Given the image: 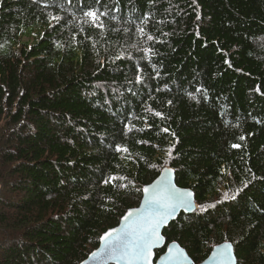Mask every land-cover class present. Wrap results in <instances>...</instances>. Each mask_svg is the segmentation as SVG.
<instances>
[{"label": "trees", "instance_id": "16d2710c", "mask_svg": "<svg viewBox=\"0 0 264 264\" xmlns=\"http://www.w3.org/2000/svg\"><path fill=\"white\" fill-rule=\"evenodd\" d=\"M165 167V248L264 264V0H0V264L82 263Z\"/></svg>", "mask_w": 264, "mask_h": 264}, {"label": "water", "instance_id": "95a60500", "mask_svg": "<svg viewBox=\"0 0 264 264\" xmlns=\"http://www.w3.org/2000/svg\"><path fill=\"white\" fill-rule=\"evenodd\" d=\"M149 189L147 194L144 189ZM1 189V187H0ZM175 192H190L192 195L184 204L177 203L170 215H167L162 220L155 214L159 211L160 206L157 204H149V198L152 196L164 197L170 195L172 191ZM197 209L194 200V195L191 190L182 189L175 184V172L171 168H164L158 177L149 185L142 189V198L137 207L128 210L120 219L118 225L106 231L99 240V246L94 250L86 260L80 264H194L188 257L186 251L182 249L177 243H171L165 248V239L162 236V231L171 222L175 221L178 216L183 213L185 215L192 214ZM131 212L133 215L127 220L125 217ZM152 216L153 220H157V238L153 239V247L151 249V256L148 260L135 259L128 260L120 254V249L116 248L117 237L120 236L122 240L127 243L131 237H124V233L130 230L131 226H135V222L143 220L144 217ZM113 233L107 240L102 239L107 233ZM116 249L115 252L113 249ZM165 248L163 254L156 258V252ZM182 254V255H181ZM200 264H237L233 251V246L230 243H223L212 248L208 257Z\"/></svg>", "mask_w": 264, "mask_h": 264}, {"label": "snow or ice", "instance_id": "6c2138e0", "mask_svg": "<svg viewBox=\"0 0 264 264\" xmlns=\"http://www.w3.org/2000/svg\"><path fill=\"white\" fill-rule=\"evenodd\" d=\"M87 17H89L93 22L96 20V13L93 11H88L85 13ZM140 31H143L142 29ZM152 39V37H149ZM139 80V77H137ZM199 91V90H198ZM243 139V137H241ZM233 147H237V145H233ZM144 193L147 194L149 189L145 188ZM190 192H175L174 190L170 195L160 197V196H152L149 198V204H157L160 206L159 211L155 214L159 217V220H162L167 215L171 214V211L174 210L177 203L184 204L187 202L188 198L191 197ZM225 198L228 196L225 194ZM133 213L129 212L125 219L127 220L131 217ZM157 220H153L152 216L144 217L143 220L139 222H135V226H131L130 230L124 233V237H131V239L125 243L120 236L117 237L116 248L120 249V254L126 257L128 260L135 259H145L151 256V249L153 247V239L157 238ZM113 233L109 232L102 237V239L107 240L111 237ZM115 248L113 251L115 252ZM182 255V254H181Z\"/></svg>", "mask_w": 264, "mask_h": 264}, {"label": "clouds", "instance_id": "9594fccd", "mask_svg": "<svg viewBox=\"0 0 264 264\" xmlns=\"http://www.w3.org/2000/svg\"><path fill=\"white\" fill-rule=\"evenodd\" d=\"M165 168H170V167H165ZM163 169H164V168H163ZM171 169H172V168H171ZM172 170H173V169H172ZM161 171H162V170H161ZM173 171H174V170H173ZM195 211H196V210H195ZM195 211H194V212H195Z\"/></svg>", "mask_w": 264, "mask_h": 264}, {"label": "rangeland", "instance_id": "374dc122", "mask_svg": "<svg viewBox=\"0 0 264 264\" xmlns=\"http://www.w3.org/2000/svg\"><path fill=\"white\" fill-rule=\"evenodd\" d=\"M198 207V206H197Z\"/></svg>", "mask_w": 264, "mask_h": 264}]
</instances>
